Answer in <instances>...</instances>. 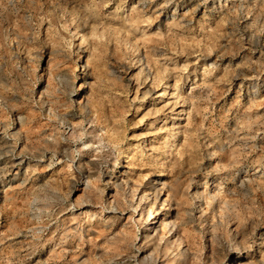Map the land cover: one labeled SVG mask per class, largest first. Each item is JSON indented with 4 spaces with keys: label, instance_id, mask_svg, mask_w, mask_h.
I'll return each mask as SVG.
<instances>
[{
    "label": "rangeland",
    "instance_id": "374dc122",
    "mask_svg": "<svg viewBox=\"0 0 264 264\" xmlns=\"http://www.w3.org/2000/svg\"><path fill=\"white\" fill-rule=\"evenodd\" d=\"M236 263L264 264V0H0V264Z\"/></svg>",
    "mask_w": 264,
    "mask_h": 264
},
{
    "label": "bare ground",
    "instance_id": "6f19581e",
    "mask_svg": "<svg viewBox=\"0 0 264 264\" xmlns=\"http://www.w3.org/2000/svg\"><path fill=\"white\" fill-rule=\"evenodd\" d=\"M73 128V127H72ZM71 129V128H70ZM74 131V130H73ZM75 132V131H74ZM73 132V133H74ZM81 134V133H80ZM87 134V133H86ZM72 135V134H71ZM98 135V134H97ZM97 135H95V133H94V131H93V129H91V130H89V134H88V136H87V138H89L88 140L86 139V141H84L83 142V144H84V146H88L89 144H93V143H101V142H104V137H100V135H99V137H97V140H95V142H94V140L93 139H95L96 137L95 136H97ZM81 136V135H80ZM113 137V136H112ZM111 141V140H110ZM113 141V140H112ZM106 143V142H105ZM101 145V144H100ZM99 146V145H98ZM98 156V155H97ZM159 188V187H158ZM158 188L156 187L155 188V190H154V192L156 193V196L160 193V192H158ZM153 191V190H152ZM163 201L164 200H162V202H159V204H158V206H157V208H156V214H159V215H161L162 216V218H160L159 220L160 221H162V227H163V229L165 230V226H166V219L164 218V216H166L165 214H166V211H165V207H164V205H163ZM168 209V208H167ZM168 213V212H167ZM146 216H145V218H146V221H152V219H154V217L152 216V211H148L147 210V212H146V214H145ZM168 216V215H167ZM158 217V216H157ZM150 223V222H149ZM236 264H238V263H236Z\"/></svg>",
    "mask_w": 264,
    "mask_h": 264
}]
</instances>
